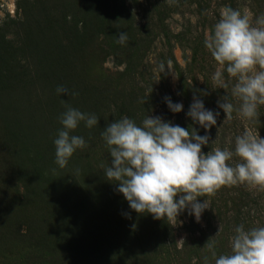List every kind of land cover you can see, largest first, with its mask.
<instances>
[{
  "label": "rangeland",
  "instance_id": "rangeland-1",
  "mask_svg": "<svg viewBox=\"0 0 264 264\" xmlns=\"http://www.w3.org/2000/svg\"><path fill=\"white\" fill-rule=\"evenodd\" d=\"M209 1L205 16L194 0H0V264H214L207 245L222 246L214 232L225 227L218 210L232 215L227 199L239 189L256 200L241 209V217L248 219L249 228L252 220L264 226L257 221V210L264 213V188L237 183L235 193L228 190L217 197L219 187L211 196L198 197L209 206L199 222L186 213L177 221L167 219L172 232L162 238L168 247L160 251L162 236L153 229H159L161 219L129 209L103 173L112 158L100 132L121 115L137 124L145 114L159 116L184 127L186 99L191 103L194 95L182 92L171 63H165L164 73L159 71L170 42L184 76L190 77L191 66L184 60L190 52L182 50L173 33L204 27L206 36L224 7L252 20L264 14V0ZM162 23L168 27L165 36ZM121 32L127 33L123 45L116 43ZM142 52L146 58L140 64L134 59ZM130 62L143 67L129 77ZM216 63L194 72L199 84L204 75L211 78L218 68L223 70ZM149 73L153 106L146 102ZM61 85L76 95H58ZM165 96L181 103V112H170ZM68 106L95 114L98 122L92 128L81 122L70 133L82 136L87 147L77 149L60 169L54 164L52 141L62 127L58 116ZM208 108L220 112L216 128H209L208 152L231 149L245 130L264 137V105L252 119L236 112L229 118L217 106ZM208 219L211 229L200 235L197 231L206 228Z\"/></svg>",
  "mask_w": 264,
  "mask_h": 264
},
{
  "label": "clouds",
  "instance_id": "clouds-1",
  "mask_svg": "<svg viewBox=\"0 0 264 264\" xmlns=\"http://www.w3.org/2000/svg\"><path fill=\"white\" fill-rule=\"evenodd\" d=\"M126 41L127 33H119L116 43L123 45ZM203 46L223 69L218 68L211 76L217 88L225 89L235 79L230 96L237 103L226 94L217 99V108L229 118L233 112L245 119L254 118L258 106L264 105V14L252 20L247 13L224 7ZM165 68L164 64L159 65L160 73ZM56 92L76 95L62 85L57 86ZM163 99L170 112L183 109L170 97ZM219 115L196 96L185 112L205 133L216 124ZM58 121L62 127L52 141L54 164L63 169L77 149L87 147L82 136L70 133L81 122L85 128L96 126L98 118L68 106ZM100 136L112 158L111 166L104 169L105 178L116 184V191L122 194L129 209L150 214L156 220L177 221L178 215L186 213L199 222L209 206L206 199L200 201L198 197L213 193L222 185L244 183L264 188V137L248 130L234 138L231 149L214 148L207 153L201 151L208 143L207 134L199 135L192 127L189 130L159 116H146L137 124L121 115L108 123ZM233 157L237 158L235 162L228 163ZM229 245L227 253L217 256L213 244L208 243L214 264H264V226L245 229L244 225H237Z\"/></svg>",
  "mask_w": 264,
  "mask_h": 264
},
{
  "label": "trees",
  "instance_id": "trees-1",
  "mask_svg": "<svg viewBox=\"0 0 264 264\" xmlns=\"http://www.w3.org/2000/svg\"><path fill=\"white\" fill-rule=\"evenodd\" d=\"M194 2H196V6L198 8V10H204L205 9V16H209L208 15V11L207 9L210 8V3L211 1H207V0H194ZM210 11V10H209ZM210 29L212 28V25L209 27ZM161 31L163 32L164 36L165 34H167L168 32V27L164 26V24L162 23L161 26ZM165 32V33H164ZM204 27H203V31H191L190 30L183 32V31H179L176 33H173V36L175 38V42H177L178 44H180L182 50L185 52V49L187 48L190 52V58L189 60L185 57V62L187 63L188 66H191L190 68V77H185L184 76V69L182 68V66L179 64V62L176 60V58H174L173 54H172V45L170 42H167L168 46H169V55H166L163 57L164 59V65L165 63H171L172 67L179 73V80H180V86L182 89V92H188L189 94H192L196 97H203V101L206 103L207 108L210 106L211 108H216V101L217 99H219L220 97L228 94L229 95V99L234 102V98H232L230 96V89H231V83L235 82V79L232 78L231 79V83H229V86L225 89H221V88H217L216 85H214V83L212 82L211 78H209L208 76H203V83L199 84L198 83V79L196 77V72L197 69L201 70V72H204V69H206L207 67L210 66V63L215 62L214 59L211 57L210 53L205 49V47L203 46V40L205 38L204 36ZM188 36V37H187ZM189 38V39H188ZM185 40L188 42L187 46L184 45L183 42H185ZM186 46V47H185ZM143 53V54H142ZM142 53H138L135 57V61L137 59H139L138 62H140V64H142L145 61L146 58V52H142ZM145 53V54H144ZM218 64V63H216ZM138 66L141 65H135V63L133 64L132 62L128 63L126 71L129 72V77L132 75H135V68H137ZM143 66H141L142 68ZM150 71V70H149ZM223 71V70H222ZM125 73V72H124ZM200 73V72H199ZM141 73H138V75ZM151 74L149 73L146 79V85H148V92L149 95L147 96L146 102L150 103L151 101V96L154 97V92L153 89L150 86L151 83ZM202 74V73H201ZM224 78L225 80H227V82L229 81V77L227 75V73H224ZM203 93V95L201 94ZM190 98H187V104L189 106L190 104ZM161 102V99H160ZM152 106L154 103H150ZM187 106V107H188ZM262 108V107H260ZM259 108V110H260ZM146 109V107H145ZM146 111V110H145ZM141 114L144 115V113L142 112ZM145 116H147L145 114ZM189 130H191V127L196 129L199 135H205L207 134V136L209 137V129L207 130V133H205V130L203 128H200L199 125L194 124L192 122V120L188 117H186L185 123H184V128H188ZM214 127L216 128V125H214ZM218 127V126H217ZM208 144V143H207ZM207 144L202 146L201 148L203 149L204 153L208 152L207 149ZM230 187L234 188V185H222L221 188H219V190L217 191V197L220 194L221 196H224V193L227 194L229 191L235 193L236 189H229ZM229 190V191H228ZM208 196H211L210 193L207 194ZM251 194L245 192V189L242 190H238V193L236 196H231L229 199V202L231 203V205H233V211L232 215L231 214H227V209L226 212L218 210V216L224 218V224L225 227L223 228L222 232H216L214 229V232L216 234V236L219 238L216 241H220L222 246L221 248L217 247V245H215L214 243V251L216 252L217 256L223 253H227L230 250V245H229V238L230 236L233 234V230L237 225H244L245 229L249 228V223H248V219H245V217H241V209L245 206L247 207V205L249 204L250 200L256 201L254 200L252 197H250ZM225 200L224 198L222 199L223 207H225V205H227L228 201ZM226 208V207H225ZM231 211V210H230ZM262 209H258L257 210V221L261 224L264 225V213H262ZM260 217V219H259ZM193 220V218H191ZM209 223L206 225V228H201L199 229L197 232L200 233V235H207L210 231V223H211V219L207 220ZM159 225V229H153V234H156L157 236L161 233L162 237H159V250L161 251L162 248L166 247V244L162 243V238L164 239V235L166 234H171L170 231L172 232V229H170V224L168 225L167 223V219H161L158 222ZM199 226V224H198ZM252 226H256L254 223V220H252ZM168 227V228H167ZM200 228V226H199ZM168 247V246H167Z\"/></svg>",
  "mask_w": 264,
  "mask_h": 264
},
{
  "label": "built area",
  "instance_id": "built-area-1",
  "mask_svg": "<svg viewBox=\"0 0 264 264\" xmlns=\"http://www.w3.org/2000/svg\"><path fill=\"white\" fill-rule=\"evenodd\" d=\"M1 6H2V3H1ZM11 13L14 12V9H10Z\"/></svg>",
  "mask_w": 264,
  "mask_h": 264
}]
</instances>
